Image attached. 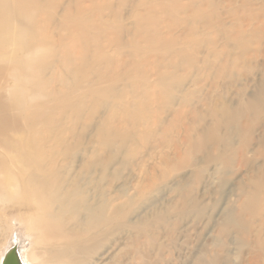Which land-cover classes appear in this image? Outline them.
<instances>
[{
	"label": "bare ground",
	"instance_id": "obj_1",
	"mask_svg": "<svg viewBox=\"0 0 264 264\" xmlns=\"http://www.w3.org/2000/svg\"><path fill=\"white\" fill-rule=\"evenodd\" d=\"M212 3L206 4L211 9L209 14L194 13L193 20L203 24L201 28L188 27L175 36L173 33L177 30L170 27L167 33L161 32L159 18L152 15V11L158 10L168 16L165 8L153 3L146 15L141 12L144 2L137 1L129 17L134 20V38L125 40L119 35L129 30L124 24L117 25L115 20L122 19L126 0H121L118 6L110 0H0V231L13 232L23 264H98L91 262V255L102 249L114 223L119 218L126 221L128 216L123 215V206L111 208V202L102 192L97 193L96 203L91 202L88 186L95 172L105 183L118 180L120 169L137 156L131 144L138 145L143 138L149 139L154 134L162 139L176 118L184 120V114L178 113L183 109L171 112V119L164 123L156 116L161 107L151 112L144 107L137 110L139 115L147 111L157 118L153 132L131 133L128 126H115V111L124 108L121 111L130 112L137 105L135 101L124 105L125 98L132 93L136 95L138 90L144 100L152 98L147 86L151 82L143 65L131 64V59L142 50L140 45L158 61L154 63L158 68L153 87L159 96L169 97L163 106L166 109L175 102L176 93L184 90L185 79L177 75L184 64L189 69L196 64L205 66L195 76L209 72L212 78L235 80L241 72L240 63L251 65L258 57L264 58V50L252 49L253 44L264 43V19L261 26H253L249 32L254 21L258 23L264 17V8L252 10L251 1L247 0L243 2V10L227 13L235 22L232 20L226 26L220 17L222 13L215 10L219 7ZM187 8L179 6L174 11L186 13ZM107 11L112 15L105 17ZM239 22L248 36L235 39L233 34L241 33ZM224 26L231 33V39L222 50L211 51L202 62L197 61L193 52L202 51L214 40H204L200 45L198 38L191 37L198 31L203 32V27H220L222 31ZM114 30L118 31L114 45L119 53L122 50L121 64L119 61L115 64L104 52L105 46L98 37L92 36L96 31L112 33ZM221 36L223 31L218 34ZM74 48L81 50L77 59L70 58ZM249 53L252 55L247 57ZM209 58L219 62H210ZM163 66L166 68L162 69ZM74 74L80 76L72 78ZM121 82L123 88H120ZM103 84L107 87H102ZM239 92L235 105L226 101L221 115L210 113L209 125L205 124L206 117H202L199 121L205 124L202 129L195 125L186 129L185 142L189 144L184 156L186 161H178L183 158L178 149L173 158L163 154L166 158L161 161L174 172L189 168L187 161L194 155H202L201 164L217 163L225 168L236 160L242 168L250 169L236 187L245 198V209L255 210L264 207V163L257 166L255 162L258 158L264 160V142L262 148L251 151L254 154L251 162L245 154L232 152V148L235 137L243 138L247 124L250 132L241 151H248L254 142L256 127L264 125V81L249 97H245V89ZM195 93L190 91L187 96ZM86 100H92L91 107H86ZM180 103L183 108L189 106V101ZM101 108L108 109L109 113L98 121V147L87 151L84 141L88 140L87 132ZM139 115L134 118L132 115L127 125L145 124ZM82 119L86 122L79 132ZM40 134L44 137L40 138ZM77 156L84 161L79 170L74 168ZM120 156L124 157L122 162L118 159ZM166 175L163 174L162 183H166ZM201 177L202 171H199L196 181ZM226 183L224 180L222 185ZM189 187L184 176L174 182V190L183 205L193 208L198 205L190 198ZM225 218L226 224L236 231L255 233L257 247L264 246L260 232L256 233L257 229L249 223L230 212ZM22 244L29 248L25 253Z\"/></svg>",
	"mask_w": 264,
	"mask_h": 264
},
{
	"label": "rangeland",
	"instance_id": "obj_2",
	"mask_svg": "<svg viewBox=\"0 0 264 264\" xmlns=\"http://www.w3.org/2000/svg\"><path fill=\"white\" fill-rule=\"evenodd\" d=\"M120 1L110 0L116 6H118ZM137 1L144 2L145 7L141 12L146 15L151 12L150 8L153 3L165 8L168 16L162 14L161 11L158 12V10L152 11V15L156 14L157 18H159V29L161 32L167 33V28L170 27L177 30L173 34L178 36L188 27L201 28L203 26V24L198 22L195 23L193 16L196 11L209 14L211 9L206 5L209 2H213L212 4H216L219 7L215 10L220 14L222 13L220 17L228 26L234 18L229 17L227 13L243 10V2L247 0H202L201 2L199 0H126L127 7L121 13L122 19L119 20L117 16L118 18L115 20L117 25L124 24L129 30L119 35L121 39L132 40L134 38L132 33L134 20L129 17L133 14L132 6ZM250 1L252 4L250 9L264 8V0ZM179 6L188 7L189 9L187 8L186 13L183 11L177 14L174 10ZM109 15L112 14L108 11L104 13L105 17ZM110 17L113 18L112 16ZM263 19L264 17L258 23L254 21L250 29L248 28L249 32L253 29V26H261ZM203 28V32L198 31V34L192 36L191 39L193 37L198 38L200 45L204 40H214V43L205 45L200 52H193V57L201 62L209 52L222 50V46L231 39V33L228 32L225 26L222 28L223 36L221 37H218V34L222 32L219 30L220 27ZM239 28L241 33L233 34V38L248 36V32H244L245 28L241 22L238 24ZM92 36L98 37L100 43L105 46L104 52L112 57V61L115 64L117 61L121 64L122 58H120V55L122 50L119 53L117 46L114 45L118 38L117 30L112 33L107 31L99 33L96 31L92 33ZM140 46L142 50L137 57L131 59V64L134 63V67L137 64L143 65L151 82L147 86H149L152 98L144 100L139 97L141 95L140 90L137 91L136 95L132 93L125 98L124 105L134 101L137 105L131 107L130 112L121 111L124 108H119L115 111L116 115L113 119L115 126L120 127L122 125L124 128L128 126V132L131 133L153 132V125L157 118L154 119L150 112L160 107L161 112L156 114V116L164 123L167 119H171V112L183 109L178 113L182 112L185 117L183 121L180 118H176L174 126L170 125L168 131L163 134L162 139H157L154 134L149 139L143 138L138 145L131 144L130 147L134 148L137 156L132 161H129L128 166L120 169L121 177L118 180L105 183L101 180L100 174L95 172L93 181L88 186V190L91 192V202L96 203L99 200L97 193L102 192L104 196L106 195L108 201L111 202V208L123 206V215L128 216V219L122 221L119 218L118 223H114L111 234L103 242L102 249L91 255V262L96 261L98 264H264V246L259 247L260 249L257 247L258 238L254 235L255 233H240L227 225L225 218V215L229 212L239 216L243 222H247L255 230L257 229L256 233L260 232V242L264 244V207L259 206L255 210H246L243 204L245 198L243 195L240 196L241 193L236 187V183H242V177L249 174L250 169L242 168L236 160L227 168L217 163L201 164L202 155H194L187 161L189 162V168L170 172L161 161L165 157L163 154L173 158L176 149L180 150L183 156L178 161H186L184 156L189 149V144L185 142L187 128L195 125L202 129L205 124L209 125L211 123L210 113L217 112L221 115L226 101L235 105L239 100L240 89L246 90L245 97L254 94L259 84L264 81V58L258 57L257 61H253L251 65H247L249 62L240 63L241 72L235 80L231 78L228 80L212 78L209 72L202 73L201 76H195V72L205 66L196 64L193 69H189L184 64L177 72V75L183 76L185 79L183 83L184 90L176 93L175 102L170 108L166 109L163 106L169 100V97L159 96L153 87L155 81H157L156 68H158L156 66L158 64L154 63H158V61L154 54L147 53L144 45ZM258 48L264 50V43L253 44L252 49ZM91 49L92 52L95 50L94 47ZM80 52V49L74 48L70 58L77 59V54H80ZM251 55L249 53L247 57ZM127 59L130 61V57ZM217 60L209 58L210 62L215 61L218 63L219 61ZM134 67L130 66L133 72L136 70ZM250 67L253 68L251 69ZM165 68L166 66L162 67V69ZM168 70L171 71L170 68ZM79 76L74 74L72 78ZM72 78L70 77V79ZM119 85L120 88H123L124 84L121 82ZM102 87H107V84H103ZM190 91H196L194 96H187ZM183 98L189 101L188 107H181L182 104L180 102L185 101L182 100ZM85 104L89 108L93 103L92 100H86ZM144 107H147L150 112L142 111L140 112L141 115H139L137 110ZM192 112L194 114H191ZM108 113V109L101 108L96 120L92 122L87 132L88 140L84 141V147L87 151L92 152L98 147L96 140L98 121L102 116L107 117ZM137 114L142 116L146 123L136 127L127 125L130 122V117L132 115H134L132 116L133 118L137 117ZM202 117L206 118L205 124L201 125L199 121H201ZM85 122L86 119H82L79 124L80 128H78L79 132H81V126ZM184 124L186 127H182ZM244 127V136L243 138L235 137L232 152H236L238 155L245 154L246 159L251 162L254 159V154L251 151L262 148L264 125L259 124L256 127L254 142H252L248 151L242 153L241 146L246 142L247 134L250 132L247 124ZM39 137L43 138L44 134H40ZM79 158L80 156H77L74 162V168L77 170L84 163L82 158ZM118 159L121 161L124 160V157L120 156ZM199 160L201 161L197 166L196 164ZM255 162L257 166H260L264 163V160L258 158L255 159ZM199 171H202V177L200 181H196ZM165 173L167 174V181L162 183V177ZM182 176L191 185L188 188L189 196L194 202L196 201L198 205L196 207L189 208L183 205V201L174 190V182ZM224 180H227L225 186L222 185ZM119 197L120 199H118ZM114 199H116V202H112ZM13 237V232L4 233L0 231V264H3L6 255L14 246L19 248ZM21 246L23 253L29 249L25 244Z\"/></svg>",
	"mask_w": 264,
	"mask_h": 264
},
{
	"label": "water",
	"instance_id": "obj_3",
	"mask_svg": "<svg viewBox=\"0 0 264 264\" xmlns=\"http://www.w3.org/2000/svg\"><path fill=\"white\" fill-rule=\"evenodd\" d=\"M3 264H23L20 258L18 247L14 246L6 255Z\"/></svg>",
	"mask_w": 264,
	"mask_h": 264
}]
</instances>
